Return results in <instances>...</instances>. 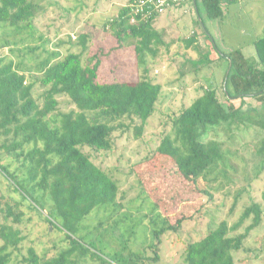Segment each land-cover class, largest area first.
<instances>
[{
    "label": "trees",
    "instance_id": "obj_1",
    "mask_svg": "<svg viewBox=\"0 0 264 264\" xmlns=\"http://www.w3.org/2000/svg\"><path fill=\"white\" fill-rule=\"evenodd\" d=\"M220 1L201 0L209 19L223 15ZM37 9L35 0H0V26L11 28L6 35L13 38L32 35L35 31L32 20ZM157 16L134 15L125 5L101 25L110 31L118 48L130 50L134 55L135 65L141 68L135 80L100 79V50L92 51L84 33L77 36L73 45L76 50L64 55L59 50L49 52L40 62L39 76L34 81L26 80L18 65L0 50V214L4 220L0 223V264H13L11 253L23 240L18 227L14 226L24 222L22 207L39 215L46 210L43 219L47 232L64 231L63 242L67 246L60 249L53 243L51 249L43 253H37L30 246L26 255L21 256L20 264H78L87 256L106 263L79 238L73 237L79 231L81 220L94 207L115 204L118 191L116 181L97 166L83 148L110 149L111 135L123 127L125 119L136 118L140 123L133 130L136 137L141 135L161 91L160 83L147 76L148 63L158 56L162 47H167L162 34L154 27ZM4 45H7L5 40L0 46ZM253 48V60L244 57L239 50L220 52L229 67L223 76V94L228 104L219 99L215 89L205 87L188 105L181 107L172 120L179 146L176 140L164 135L152 153L133 166L135 174L153 173L173 163L185 181L211 197L206 188L210 183L206 176L216 169L219 161L225 163V156L219 142L202 141L201 136L210 127L231 120L245 121L264 132V35L253 41ZM36 82L42 89L37 97L33 95ZM245 97L254 98L261 104L260 109L240 112L230 103L234 98ZM60 103L67 109L62 110ZM257 152L260 156L258 172H263L264 182V138ZM3 159L8 161L1 162ZM138 181L140 191L146 192L142 180ZM155 190L149 194L156 203L154 210L157 204L163 203ZM12 193L17 198L12 197ZM260 198L264 201V188ZM189 209L188 219H192L202 207ZM173 211L171 208L169 214ZM261 214L260 202L252 201L232 224L219 221L201 237L184 243L183 262L237 264L232 252L242 247L249 230L260 223ZM249 218L251 222L245 231L234 235ZM184 219L169 222L158 213L153 222L160 225L152 228L151 241L144 254L130 253L129 263L158 262L163 233L176 232Z\"/></svg>",
    "mask_w": 264,
    "mask_h": 264
},
{
    "label": "rangeland",
    "instance_id": "obj_2",
    "mask_svg": "<svg viewBox=\"0 0 264 264\" xmlns=\"http://www.w3.org/2000/svg\"><path fill=\"white\" fill-rule=\"evenodd\" d=\"M35 1L38 9L32 20L35 29L32 35L13 38L6 35L12 31L11 28L0 26V45L7 41V45L0 46L1 53L18 65L26 80L34 81L39 76V64L49 52L59 50L64 55L76 50L73 45L81 33L89 38L92 51L95 48L100 50V79H136L141 68L135 65L134 55L130 50L118 48L110 31L101 26L106 19L115 16L110 7L104 5L107 0ZM94 3L100 5L101 13H94ZM222 6L223 15L219 18L208 19L202 9L197 16L193 9H188L178 11L173 21H167L170 31L184 39L191 30L195 16L198 28L205 32L206 40H201L195 49L188 51L190 53L184 52L182 57L175 48L177 55L169 54L168 50L148 63L147 76L160 83L161 91L153 113L142 127L141 135L136 137L133 130L140 122L136 118L125 119L122 121L123 127L111 135L110 149L94 151L83 148L85 154L118 185L115 204L94 207L81 220L79 231L73 235L95 256L106 261L105 264H130V253L143 255L151 241L152 228L160 225L153 222L158 213L160 217H167L169 222L177 218L185 219L176 232L163 233L159 261L154 264H185L182 256L184 243L201 237L221 220L232 224L252 201L260 202V223L249 230L242 247L232 254L237 264H262L264 260V201L260 198L264 182L263 172H258L260 156L257 152L264 132L258 127L245 121L231 120L210 127L201 136L202 141L219 142L225 156V163L219 161L216 169L206 176L207 182L210 181L206 188L211 197L185 181L173 163L153 173L137 175L133 171V166L149 156L164 135L176 140L179 146L172 120L179 109L188 105L205 87L215 89L219 99L228 104L223 94V76L229 67L227 59L220 56L221 51L239 50L244 57L250 60L255 58L253 41L264 35V0H224ZM41 90L36 82L33 95L37 97ZM230 103L240 112L257 111L261 107L254 98H234ZM60 107L67 109L64 103H60ZM6 161L8 159L1 162ZM138 180H142L146 192L140 191ZM153 190L159 198H163V203L157 204L155 210L156 203L149 195ZM11 196L17 198L13 193ZM198 207H202L201 211L188 219L189 208L193 210ZM171 208L174 211L169 214ZM22 210L24 222L14 226L18 227L23 240L11 253L13 264H20L21 256L26 255L30 246L37 253L51 249L53 243L60 249L67 246L63 242L64 231L47 232L48 226L43 219L46 210L41 215L26 207H22ZM3 221L0 214V223ZM250 222L251 218L247 219L233 234L243 233ZM78 264L101 263L87 256Z\"/></svg>",
    "mask_w": 264,
    "mask_h": 264
},
{
    "label": "crops",
    "instance_id": "obj_3",
    "mask_svg": "<svg viewBox=\"0 0 264 264\" xmlns=\"http://www.w3.org/2000/svg\"><path fill=\"white\" fill-rule=\"evenodd\" d=\"M127 1L128 0H107L104 3V5L107 6L108 8L110 7V11L116 14L120 8L126 5ZM223 3L224 0H221L220 6L222 8V12H223V6H222ZM94 5L96 6L94 9V13H101L102 10L100 9V5L98 3H94ZM188 9L189 10L193 9V12L196 13L197 16L201 14L200 9H202L203 13L206 15L204 8L201 4V0H188L187 2L181 5L169 7L164 13L154 18V22H153L154 27L156 31L162 34V39L167 45V47L165 48L162 47L159 50L158 52L159 56H162V54L166 53L168 50H169V54H176L175 53L176 51H174L176 48V50L180 51L179 56L182 57L184 52L190 53L188 51H191V49H195L196 46L199 45L201 40L202 41L206 40V37L204 36L205 32L198 28L197 26L198 22L195 16L191 22V30L188 36L184 37V39H181L182 38L181 35L176 36V34L173 33L174 32L173 30L170 31L168 24H166L167 21L169 20L173 21L178 16V11L180 10L187 11ZM179 47H181V49H178Z\"/></svg>",
    "mask_w": 264,
    "mask_h": 264
},
{
    "label": "built area",
    "instance_id": "obj_4",
    "mask_svg": "<svg viewBox=\"0 0 264 264\" xmlns=\"http://www.w3.org/2000/svg\"><path fill=\"white\" fill-rule=\"evenodd\" d=\"M188 0H129L126 6L134 15L151 17L164 13L171 6L181 5Z\"/></svg>",
    "mask_w": 264,
    "mask_h": 264
}]
</instances>
